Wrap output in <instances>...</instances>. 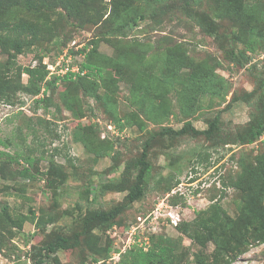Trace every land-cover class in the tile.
<instances>
[{
    "label": "rangeland",
    "instance_id": "374dc122",
    "mask_svg": "<svg viewBox=\"0 0 264 264\" xmlns=\"http://www.w3.org/2000/svg\"><path fill=\"white\" fill-rule=\"evenodd\" d=\"M25 1L0 0V89L6 93L0 96V211L15 221L23 218L20 226L2 223L0 264H33L39 246L57 235L72 241L81 231L76 247L49 254L43 264H120L112 257L113 250L128 249L133 241H145L151 234L179 253L173 264H196L198 253L208 259L211 241L198 246L170 221H158L154 215L173 207L179 209L181 219L193 221L198 210L212 203L230 216L238 215L240 191L233 184L242 171L241 161L264 152V136L252 143L241 138L251 125V115L260 118L263 109L264 119L260 99L264 37L257 39L242 12L216 16L218 0H78L82 10L88 5L103 7L101 19L83 14L80 28L60 25L64 12L50 3L41 7L38 18L42 22L59 17V25L31 27L33 12ZM255 1L264 6V0L242 2ZM125 19L122 35L105 38L106 25ZM248 37L256 42L246 46ZM14 39L23 45L19 53L10 47ZM173 47L191 63L174 69L170 73V77L175 74L174 80L166 75L164 60ZM97 52L121 65L106 66L108 87L97 82L95 95L87 91L86 78V85L78 80L73 85L58 81L38 100L20 91L7 93L18 81L43 84L47 79L42 77L43 69L80 67L87 53ZM204 59L219 63L206 82L215 81L220 92L188 88L191 98H178L182 86L188 85L192 63ZM26 67L35 70L31 77L23 72ZM147 76L153 79L151 84L136 85ZM250 91L254 95L247 101L244 95ZM21 98L27 100L20 103ZM8 101L14 106L3 105ZM216 115L218 130L209 138L190 129L179 135L162 131L179 129L186 120L196 129H205ZM126 118L129 124L119 129L115 120ZM82 131L89 134L87 143L79 138ZM102 140L98 150L96 142ZM146 141L151 167L143 195L119 212L111 225L85 226L86 215L121 203L134 181V163ZM191 177L196 178L189 184ZM177 180L175 187L185 193L183 204H174L171 195L166 196ZM139 216L146 219L144 223L138 222ZM132 225H139L136 238L130 234ZM230 264H264V243L249 247Z\"/></svg>",
    "mask_w": 264,
    "mask_h": 264
},
{
    "label": "trees",
    "instance_id": "16d2710c",
    "mask_svg": "<svg viewBox=\"0 0 264 264\" xmlns=\"http://www.w3.org/2000/svg\"><path fill=\"white\" fill-rule=\"evenodd\" d=\"M100 1L102 2L103 0ZM218 1L220 5L218 6V11H215L216 16L220 17L225 11L232 12L234 14H240L242 12L244 15L243 19L247 21L249 29L252 32H256L257 39L264 37V6L262 5V2L255 1L251 3V5H246L242 2L243 0ZM186 2H188V0H186ZM47 3H50L53 6H60L62 8L64 12L63 17L65 19H60V25H70L72 28H80V23L83 22L82 15L86 14V12L96 18L101 19L102 17V14L99 10L103 7H99L100 9H95L88 5L82 10L78 0H26L25 4H27L30 7L29 10L33 12V21H31V27H34L35 25H48L50 28V25H59L56 21L59 17L55 19L51 18L50 20L45 18L46 20L44 19L45 21L43 20L42 22L38 18L40 16L39 14L41 7ZM139 17L143 18L144 15L140 14ZM127 22V19H125L119 21V23L115 26L106 25V28L102 31V34L105 36V38L110 34L116 36L122 35ZM93 40L94 41L92 42H97L95 39ZM255 40L256 38L252 39L248 37L244 44L249 46V42L254 43L256 42ZM59 42L60 41L56 40L57 44H59ZM9 43L10 47L16 52H21L23 45L19 39H14V41ZM27 44H30V41H28ZM143 46V44L140 45L141 48ZM180 52V49L173 47L171 51H169L168 55L164 57V60H166L165 72L169 77L170 73L174 72V69H178V67H180V64H184L183 66L191 64L190 59L186 61L182 53L178 54ZM9 58L11 59L12 57L9 56L8 60ZM111 61V57H107L100 52L94 53V55H89L87 53L86 59L82 61L80 67H78V71L68 70L65 73H50V71H47V69H43L42 77L47 78L43 84H34L29 86L18 81L16 85L9 86L7 93L13 95L17 91H20L26 94H31L33 98L38 100L39 95L48 91L49 88L58 81L67 82L73 85L78 80V83L85 84L84 78H86L87 80L85 81H88L89 83L87 91L91 92L92 95L93 93L95 95V87L97 82L104 84L106 88L108 87V84L105 80L106 66H115V64L121 65L120 63H111ZM218 64L219 63L217 60L214 61V63L209 64L207 59L198 61L196 64L192 63V69L191 71H188V85L184 84L182 86V91L180 92V95L177 93V97L181 99H190L192 95L189 89L192 91L196 90L197 88L198 93H202V91H208L212 94H215V92H220V87L215 86V81L211 80L206 82L207 76L211 73L214 74V66ZM23 72L27 73L31 77L35 70L33 68L26 67L24 68ZM175 78V74L173 73L170 79L174 80ZM152 82L153 79L147 76L146 78H142V80L136 85L144 88V86H147L146 84H151ZM260 87V94H263V97L260 99L263 100L262 103L264 107V76L260 81ZM4 94H6L5 91L0 89V96ZM253 95L254 92L250 91L244 95V99L251 101V97H253ZM33 98L31 99L32 102ZM24 100L26 101L27 98H21L20 103L24 102ZM68 102V100H65L64 104L67 107H71L70 102ZM3 105L9 107L14 106L10 101L5 102ZM16 107L22 109L23 105H16ZM71 110L74 111L73 108ZM262 112L263 109L260 111V118H256L254 115L250 116L251 125H249L246 131L242 134L243 136H241V138L244 140V143H252L259 137L262 138V136H264V119ZM129 122L130 120L128 118H126L125 122L116 119L115 125L121 129L126 124H129ZM218 123L219 118L216 115L208 122V125L205 129H196L189 120H186L179 129L164 127L162 131L179 135L190 129V131L194 134L204 135L206 138H209L218 130ZM79 138L85 143H87L88 139H90L87 131H82L79 135ZM102 142H104V140L96 142L98 144V150L102 148ZM147 142L148 141L144 143L140 156L134 163V166L137 168V172L134 177V181L127 188V193L124 195L121 203L108 210H99L91 213L90 215H86L83 218V223L85 226L92 225V228H94L99 226L102 227V225L105 223L107 225H111L119 212H121L128 204L138 200L143 195L146 178L151 167L150 163L146 160V148L148 145ZM0 143L3 144L1 139ZM11 158L13 157H10V159ZM246 158L247 156L241 161L242 171L239 173L237 180L233 184V186L240 191V195L236 199L237 210L239 212L236 217L230 216L228 213H226V211L222 209L219 204L212 203L208 208L198 210L196 212V218L194 220L192 219L193 221H184L183 219H180V221L175 225L181 234H184L190 240L197 242L198 246L204 245V243L207 241L212 242L213 250L210 253L211 255H209V258L207 259L202 253L195 254V256H198L196 264H230L237 256L244 253L249 247L264 243V152L251 157V161L246 160ZM25 159L27 162H31V158L26 157ZM195 178L196 177H191L187 183H192ZM176 184H179L178 180L170 188H167V192L171 191V189L175 187ZM188 187L191 189L189 185ZM123 189L124 188H122V190ZM183 196L184 195H179L178 193L171 195L170 202L174 204L182 202L183 204L185 203ZM31 213L34 214L33 212ZM0 218H4L0 219V231L1 227L3 226L2 223H5V225L12 223L13 225L20 226L21 221L23 220L22 217H19V221H15L8 215L5 216L2 211H0ZM81 232L75 233L72 241H69L67 237L57 235L55 239L42 246H39L38 250L36 251L37 257L33 259V264H43L44 260L49 256V254L56 253L59 249H73L79 244V236ZM148 237L150 241L146 249H143V247L139 246L137 243H134L130 248L125 249L120 253L118 262L120 264H173L174 259L180 256L179 253L174 250L173 246H169L160 242L159 239L161 238L159 236L151 234ZM155 237L157 239H155ZM54 260L57 262L56 257H54Z\"/></svg>",
    "mask_w": 264,
    "mask_h": 264
},
{
    "label": "built area",
    "instance_id": "2783aa9c",
    "mask_svg": "<svg viewBox=\"0 0 264 264\" xmlns=\"http://www.w3.org/2000/svg\"><path fill=\"white\" fill-rule=\"evenodd\" d=\"M56 66H60V68L59 69H57V67ZM56 66H53V69H50V73H53V72H56V73H65L66 71H68V70H70V71H78V67H70V66H68V65H56ZM189 184H191V183H189ZM189 186H191V185H189ZM177 187V186H176ZM175 187V188H176ZM176 193H178L179 195L181 194V195H184L185 193H184V191H181V189H179V188H176V189H174L173 190V188L171 189V191L170 192H168L167 194H166V196H170V195H174V194H176ZM162 204H163V202L162 201H160ZM161 203H158V205L159 204H161ZM168 205V204H167ZM168 206H173V205H168ZM176 206H178V205H176ZM157 209L158 210H162V208L159 206V207H157ZM155 216V218L159 221V220H161V221H163V222H165V221H170L173 225H176L179 221H180V216H179V209H176V208H170L169 210H167V211H165V212H160V211H158L157 212V214H155L154 215ZM137 219H138V222L139 223H144L145 222V220L146 219H142V217H137ZM139 226V225H138ZM138 226H136V225H132L131 226V231H130V234L131 235H133L134 234V238H136L137 236H138V234L136 233V231L135 230H138ZM143 226L141 225V227L140 228H142ZM145 233V232H144ZM137 234V235H136ZM147 239H149L148 237H146ZM147 239H143V240H145V241H142V239L140 240H138V241H133L132 243H137L139 246H141V247H143V249H146L147 248V246H145V245H148L149 244V241H146ZM127 246V245H126ZM126 246H124V248L126 247ZM129 246V245H128ZM124 249H119L118 251L117 250H113V254H112V257H116L117 259H118V257H119V255H120V253L123 251Z\"/></svg>",
    "mask_w": 264,
    "mask_h": 264
}]
</instances>
